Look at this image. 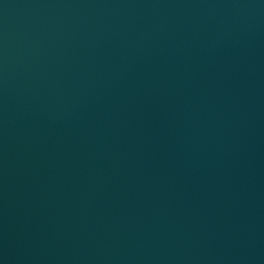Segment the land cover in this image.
I'll use <instances>...</instances> for the list:
<instances>
[{
  "label": "water",
  "instance_id": "95a60500",
  "mask_svg": "<svg viewBox=\"0 0 264 264\" xmlns=\"http://www.w3.org/2000/svg\"><path fill=\"white\" fill-rule=\"evenodd\" d=\"M0 264H264V0H0Z\"/></svg>",
  "mask_w": 264,
  "mask_h": 264
}]
</instances>
